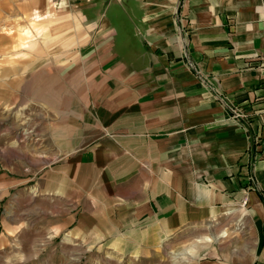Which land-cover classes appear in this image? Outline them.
Masks as SVG:
<instances>
[{"label": "crops", "instance_id": "crops-1", "mask_svg": "<svg viewBox=\"0 0 264 264\" xmlns=\"http://www.w3.org/2000/svg\"><path fill=\"white\" fill-rule=\"evenodd\" d=\"M51 21L48 75L45 58L8 74L0 110L35 94L52 148L32 178L0 133V213L32 203L54 234L128 258L220 226L191 264H264V0H0V48Z\"/></svg>", "mask_w": 264, "mask_h": 264}, {"label": "rangeland", "instance_id": "rangeland-1", "mask_svg": "<svg viewBox=\"0 0 264 264\" xmlns=\"http://www.w3.org/2000/svg\"><path fill=\"white\" fill-rule=\"evenodd\" d=\"M51 29L52 21L49 24L34 22L33 30L26 28L23 33L15 36L12 45H3L4 48H0V92L6 90L8 84L5 79L8 74H26L28 78L34 72V64L39 58L48 61L44 66L45 73H42L48 75V67L51 68L50 62L54 61L55 56L53 50L47 49V44L53 43ZM22 43L29 44L26 47L28 49H22ZM2 103L4 102L0 100V109L4 107ZM16 108L17 104H14V110H0V133L4 134L3 138L6 137L7 141L13 143L14 152L19 155L13 158L10 165H15L19 169L18 172H28L29 176L34 178L45 165L52 148L48 124L53 109L47 103L38 102L35 94H31L29 103L25 104V110ZM9 207L0 213V238L4 240L0 242V264H191V259L183 254V251L187 247L185 251L195 250L192 237L215 235L221 229L220 226H205L195 232L186 230L166 240L148 256L128 258L105 250L88 248L68 232L54 234L46 224L49 222L48 218L41 220L32 203H16ZM226 229L228 233L233 230L230 226ZM233 235L229 234L226 241L204 243L202 246L206 250L205 257L211 259V254L225 245L227 249H231L237 241ZM185 238L189 241L181 243ZM239 242L242 245L239 250L242 251L246 248V243L240 240ZM197 247L199 246L196 245Z\"/></svg>", "mask_w": 264, "mask_h": 264}, {"label": "built area", "instance_id": "built-area-1", "mask_svg": "<svg viewBox=\"0 0 264 264\" xmlns=\"http://www.w3.org/2000/svg\"><path fill=\"white\" fill-rule=\"evenodd\" d=\"M193 68L197 73H200L199 70L196 69V67L193 66ZM207 81V79H202L203 84L211 91L212 87L207 83ZM213 97L221 98V101L223 102L226 111L229 113V116L233 118L237 123H239L243 128H245V121H247V116L238 105L229 102L218 92H216V96Z\"/></svg>", "mask_w": 264, "mask_h": 264}]
</instances>
